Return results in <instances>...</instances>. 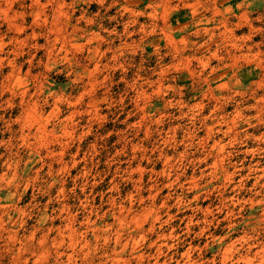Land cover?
Instances as JSON below:
<instances>
[{
    "label": "rangeland",
    "instance_id": "374dc122",
    "mask_svg": "<svg viewBox=\"0 0 264 264\" xmlns=\"http://www.w3.org/2000/svg\"><path fill=\"white\" fill-rule=\"evenodd\" d=\"M0 264H264V0H0Z\"/></svg>",
    "mask_w": 264,
    "mask_h": 264
}]
</instances>
